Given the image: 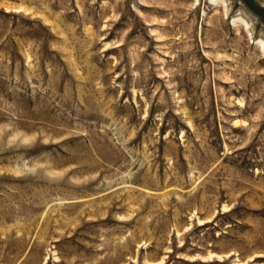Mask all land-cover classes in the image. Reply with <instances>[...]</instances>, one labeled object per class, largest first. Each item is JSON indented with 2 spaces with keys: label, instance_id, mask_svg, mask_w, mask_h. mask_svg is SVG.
<instances>
[{
  "label": "rangeland",
  "instance_id": "rangeland-1",
  "mask_svg": "<svg viewBox=\"0 0 264 264\" xmlns=\"http://www.w3.org/2000/svg\"><path fill=\"white\" fill-rule=\"evenodd\" d=\"M0 264H264V0H0Z\"/></svg>",
  "mask_w": 264,
  "mask_h": 264
},
{
  "label": "bare ground",
  "instance_id": "bare-ground-1",
  "mask_svg": "<svg viewBox=\"0 0 264 264\" xmlns=\"http://www.w3.org/2000/svg\"><path fill=\"white\" fill-rule=\"evenodd\" d=\"M213 1V0H212ZM215 2V1H214ZM215 5H216V3H215ZM261 47H263V45H262V43H261Z\"/></svg>",
  "mask_w": 264,
  "mask_h": 264
}]
</instances>
